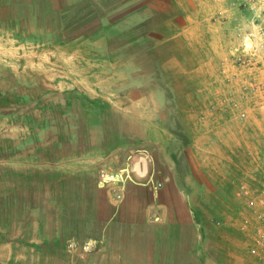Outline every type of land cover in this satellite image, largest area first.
I'll return each instance as SVG.
<instances>
[{
	"label": "crops",
	"instance_id": "1",
	"mask_svg": "<svg viewBox=\"0 0 264 264\" xmlns=\"http://www.w3.org/2000/svg\"><path fill=\"white\" fill-rule=\"evenodd\" d=\"M76 1L0 0V98L9 95L35 104L37 96L53 93L59 76L73 82L65 88L74 87L76 73H55L49 65L78 57L54 58L52 52L36 49L70 43L64 18ZM78 75L85 81L98 77L86 68ZM84 93L93 114L82 120L76 114L79 107L69 99L65 106L63 102L72 119H63L62 126L71 130L61 139L20 137L8 151L0 150V264H211L202 244L207 221L194 198L200 185L178 179L191 176L179 173L184 144L206 135L192 139L182 130L183 108L177 104V182L168 161H158L155 173L162 184L152 188L142 182L151 172L149 157L138 153L128 160L127 155L134 151V136L141 139L142 151L150 143H166L155 132L159 122L137 115L151 108L160 113V107L127 88ZM185 97L177 93V101ZM110 117H119V123H109ZM39 123L46 130L54 127V121ZM83 128L93 129V143L84 140ZM40 142L45 149L62 150L43 154ZM83 143L88 144L85 149ZM124 165L134 181L118 179ZM88 175L94 176L92 184ZM86 240L93 242L88 251L81 247Z\"/></svg>",
	"mask_w": 264,
	"mask_h": 264
},
{
	"label": "rangeland",
	"instance_id": "2",
	"mask_svg": "<svg viewBox=\"0 0 264 264\" xmlns=\"http://www.w3.org/2000/svg\"><path fill=\"white\" fill-rule=\"evenodd\" d=\"M76 2L64 18L70 43L41 51L36 49L37 53L49 55L48 50L54 58L78 57L68 64L49 65L55 73H76L72 74L76 84L67 89L65 85L73 82L59 76L53 93L37 96L35 104L9 95L1 97L0 111L5 109L0 112V150L6 147L8 151L20 137L46 135L61 139L71 130L62 126L63 119H72L71 113L69 116L63 111V102L65 106L69 99L79 107L76 114L83 120L93 114V109L88 108L93 104L85 105V90L127 88L143 94L141 100L156 104L162 110L159 113L158 109L151 108L137 115L154 121L153 124L159 122L155 132L159 131L166 143H150L148 151H142L141 139L134 136V151L127 155L128 160L135 159L138 153L149 157L151 172L142 182L157 188L162 184L155 173L158 161H168L177 182V104H180L182 130L192 139L199 133L206 135L204 138L199 135V142L195 138L193 144H184V167L179 173L189 172L191 176H178V179L181 183L200 185L194 198L200 202L207 221L202 240L207 259L211 264H262L249 251V239L239 227L241 217L249 209L238 195V186L246 183L253 194L263 193L264 110L256 103L257 95L243 93L239 71L230 59L231 45L240 41L236 35L238 28L253 30L249 24L250 7L256 1ZM12 52L7 49V53ZM85 68L98 77L85 81L78 75ZM188 92L190 96H186ZM177 93L187 98L177 101ZM119 117H110L109 123L118 124ZM159 117L163 123L158 121ZM207 119L213 125L209 121L205 125ZM42 121H54V127L41 128L37 123ZM80 130L84 140L93 143V129ZM86 146V143L80 144L84 149ZM37 147L43 154L62 150L56 146L45 149L41 142ZM119 173V180L134 181L128 165ZM93 180V175L86 176L88 184Z\"/></svg>",
	"mask_w": 264,
	"mask_h": 264
},
{
	"label": "built area",
	"instance_id": "3",
	"mask_svg": "<svg viewBox=\"0 0 264 264\" xmlns=\"http://www.w3.org/2000/svg\"><path fill=\"white\" fill-rule=\"evenodd\" d=\"M255 1V5L250 7L252 19L249 21L253 30L238 28L236 35L240 41L231 45L230 59L239 71L243 93L248 91L257 95L256 103L264 110V0ZM238 195L245 208L249 209L240 219V230L249 239V251L264 264V190L262 194H253L249 185L240 183ZM70 246L76 247L77 244L72 243ZM92 246L90 240L81 245L85 251Z\"/></svg>",
	"mask_w": 264,
	"mask_h": 264
}]
</instances>
